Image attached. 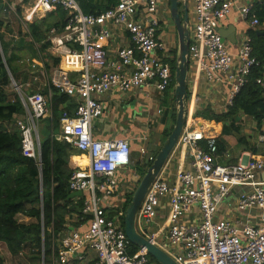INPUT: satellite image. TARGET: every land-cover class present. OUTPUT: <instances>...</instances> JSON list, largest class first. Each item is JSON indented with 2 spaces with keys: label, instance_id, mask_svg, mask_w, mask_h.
Returning a JSON list of instances; mask_svg holds the SVG:
<instances>
[{
  "label": "built area",
  "instance_id": "built-area-1",
  "mask_svg": "<svg viewBox=\"0 0 264 264\" xmlns=\"http://www.w3.org/2000/svg\"><path fill=\"white\" fill-rule=\"evenodd\" d=\"M36 1L29 18H40L59 7L66 12L63 24L52 27L44 43L59 59L60 78L54 86L74 101L75 108L73 114L62 113L60 132L52 137L90 158L88 168L76 170L69 179L70 190L83 193V214L90 219L85 229L55 238L56 264H159L143 248L129 254L124 220L110 217L104 206L105 198L119 188V171L131 162L130 142L96 139L93 123L102 116V98L112 91L124 94L154 87L164 93L174 83L175 48L161 37L165 18L160 0H117L106 10L89 14L79 0ZM190 1L189 74L220 84L229 76V107L246 84L255 60L250 34L241 35L234 54L220 28L236 9L252 28L260 26L254 2L263 0L252 4ZM10 3L3 0L2 10L11 9ZM116 32L128 35L130 45L112 55L104 46L113 43ZM40 59L43 63L44 57ZM28 64L33 69L38 66L31 59ZM51 95H21L32 111L31 122L51 113ZM194 118L188 117L178 143L187 150L189 167L176 180L159 175L153 182L138 214L139 231L178 264H264V156L233 163L231 152L221 151L217 137L193 125ZM20 132L23 154L36 158L33 128L21 125ZM38 150L40 154V141ZM140 152L153 162L155 157L146 148L141 146ZM162 212L167 214L165 221L153 231Z\"/></svg>",
  "mask_w": 264,
  "mask_h": 264
},
{
  "label": "trees",
  "instance_id": "trees-1",
  "mask_svg": "<svg viewBox=\"0 0 264 264\" xmlns=\"http://www.w3.org/2000/svg\"><path fill=\"white\" fill-rule=\"evenodd\" d=\"M7 1L10 3L15 0ZM79 2L83 12L87 14L92 13L93 9L102 12L110 7L94 6L92 0ZM2 3L3 0H0V12ZM256 16L261 21L264 20V11L259 6ZM65 17L66 12L59 7L45 18L30 24L29 31L21 33L17 39L12 37L10 30V40L5 41L2 37L4 21L0 17V244L5 245L12 256L30 252L34 256L33 260L38 262L42 260L44 252V264H51V232L55 237L68 232L71 225L69 222L74 215L81 223L90 219L83 214L85 197L70 198L72 191L69 179L76 171L67 160L71 147L68 143L45 134L41 140L39 158L27 157L23 154L19 131L7 130L1 123L12 121L24 108L20 100H11L9 96L12 90L11 77L16 83L20 80L17 61L26 53L33 52L34 56L37 53L35 44L41 45L42 52L47 54L48 43H44L47 34L52 27L63 24ZM249 34L253 48L251 58L255 60V64L250 68L247 82L233 104L222 114H217L210 108L199 110L195 114V118L208 124H224L222 135L217 138L221 151L228 150L230 146L225 136L239 131L237 117L241 112L255 118L259 125L264 122V36L256 30H251ZM6 51L10 52L9 56ZM55 61V65H59V59ZM173 68L175 71V62ZM50 92L53 124L58 129L62 113L68 111L73 114L75 103L52 84L45 90L47 98H50ZM20 216L29 220H21ZM123 220L122 216V222ZM72 225L77 228L78 224ZM138 251V247L130 244L129 254L133 255Z\"/></svg>",
  "mask_w": 264,
  "mask_h": 264
},
{
  "label": "crops",
  "instance_id": "crops-1",
  "mask_svg": "<svg viewBox=\"0 0 264 264\" xmlns=\"http://www.w3.org/2000/svg\"><path fill=\"white\" fill-rule=\"evenodd\" d=\"M263 2H254V4L264 11ZM116 3L117 0H92L94 6H111ZM239 3L252 4L253 0H239ZM160 6L161 10H163L161 14L165 18L161 37L171 47L175 48L176 59L178 35L171 21L169 0H160ZM93 11H96V9H93ZM189 13L191 21L193 18V4L190 0ZM251 30L264 32V20L261 21L260 26L252 28L247 20L241 18L239 11L236 9L223 22L220 33L231 52L236 54L239 50L241 35L243 33L249 34ZM115 37L113 43H107L104 46L108 48L112 55L120 47L130 45L128 35L116 32ZM46 52L45 62L47 59L54 61L57 59L48 50ZM47 67L48 72L45 74V81L40 84L45 90L48 89L50 84L54 85L60 78L59 65H52L49 62ZM225 81L226 83L224 84L209 83L201 76L196 78V76L189 74V118L195 116L199 110L208 108L217 114L227 112L231 87L230 77L227 76ZM26 85L30 86L31 83ZM172 92L174 90H171ZM165 96V93L158 92L154 87H151L133 90L124 94L112 91L102 98L104 110L101 118L93 123V136L100 140L127 139L131 146V162L124 169H121L117 175L119 188L111 197H106L104 200V206L108 209L110 217L114 219L123 216L122 212H125L129 197L132 196L143 174L149 167L148 159L141 155V146L147 149L149 156L156 157L168 137V125L171 116L170 105L175 99L174 93L168 102ZM237 121L239 123V131L234 133V135L225 136L230 145L228 150L232 154V162L236 163L240 159H248L249 156H264V122L259 125L255 118L245 115L243 112L238 115ZM191 123L203 127L206 129L207 135L216 136L217 138L222 135L224 128L223 123L211 125L195 118L191 120ZM68 152L67 160L72 167L74 166L76 170L88 168L90 158L87 154L81 153L74 148H70ZM188 167L189 157L187 150L179 146L167 161L160 177L172 181L176 180L177 175ZM166 215V213L162 212L161 216L156 219L153 231L162 225ZM73 223L78 224L77 228L72 225ZM69 224H71L69 225L70 231L72 229H85L87 226V222L81 223L75 215Z\"/></svg>",
  "mask_w": 264,
  "mask_h": 264
},
{
  "label": "water",
  "instance_id": "water-1",
  "mask_svg": "<svg viewBox=\"0 0 264 264\" xmlns=\"http://www.w3.org/2000/svg\"><path fill=\"white\" fill-rule=\"evenodd\" d=\"M169 3L171 19L178 35L174 71V99L177 109L176 119L172 131L166 138V141L153 162L146 169V172L143 174L138 186L132 194L124 215V230L128 241L139 249H145L159 264L178 263L170 254L152 243L139 231L137 226L138 214L151 185L159 177L172 153L178 147L179 138L189 117L188 78L190 71L189 48L191 38L189 0H169ZM257 33L264 35L263 31ZM76 197H83V193L81 191L72 192L70 198Z\"/></svg>",
  "mask_w": 264,
  "mask_h": 264
},
{
  "label": "rangeland",
  "instance_id": "rangeland-1",
  "mask_svg": "<svg viewBox=\"0 0 264 264\" xmlns=\"http://www.w3.org/2000/svg\"><path fill=\"white\" fill-rule=\"evenodd\" d=\"M23 3V4H22ZM11 4V9H7L6 11L2 10L0 12V17L4 21V27L2 29V34L3 40H10V30L12 31V37H18L22 33H27L29 31V25L35 22L36 20H40L46 17L41 16L40 18L36 17H28L34 8H36L38 2L36 0H25V2H21L20 0H15L10 3ZM24 5L25 8H23ZM3 6V3L2 5ZM20 9V10H18ZM172 21V19H171ZM173 22V21H172ZM170 23V20H169ZM192 24V20H191ZM174 25V23H173ZM175 26V25H174ZM28 41H31L30 38H28ZM35 48L37 53H35L34 56H38L35 58L33 56V52L26 53L23 55V58H20L17 61V69L18 72L17 74L20 75V80L19 83H16L15 79L11 77V91H10V99L11 100H20L23 104V111L21 114H18L14 117L12 121H5L2 122L1 124L3 127L7 130H18L19 134H21V125H27L30 124V126L33 128V139L35 142V151H36V159L39 157V150H38V142L42 140L43 135H58L60 132V127L58 129L55 128V125L53 124V113H51L47 116L44 117L40 121H35L31 122V114L32 111L30 107L27 104L23 103V100L21 99V95L26 98L27 96H30L35 93H43L45 94V89L40 85L45 81V74L48 72V67L47 64L50 62L52 65H55L54 60L47 59L45 62V56L46 54L42 52L41 45L35 44ZM7 52V56H9L10 52ZM22 54V53H21ZM40 56L44 57V62H41ZM22 57V56H21ZM28 59H31L33 63H36L38 66L36 69H33L29 66L28 64ZM47 63V64H46ZM48 79V75H47ZM26 82V83H25ZM27 83H31L30 86H27ZM171 90H174V84L173 87L169 88L165 93V97L167 102L171 99L172 95L174 92L171 93ZM171 108V116L169 120V125H168V131L171 132L172 127L174 126L175 119H176V114H177V109L175 105V101H173L170 105ZM48 121V122H47ZM213 125V124H211ZM54 127V128H53ZM80 152V151H79ZM82 153V152H81ZM131 197L129 199L131 200ZM128 205V203H127ZM126 205V206H127ZM122 215H125V212H122ZM21 220H26L28 221L29 219L24 218L23 216H20ZM138 229L140 230L139 223L137 222ZM51 232V231H50ZM52 235V245H51V255H50V262L51 264H56V255L54 254V242H55V236H53V233L51 232ZM49 236V234H48ZM56 243V242H55ZM0 256L2 264H44V259L46 258L44 252L42 254V260L39 262L36 260H33L34 256L30 255V252L27 253H22L19 256H12L9 251L7 250L6 246L3 244H0Z\"/></svg>",
  "mask_w": 264,
  "mask_h": 264
}]
</instances>
